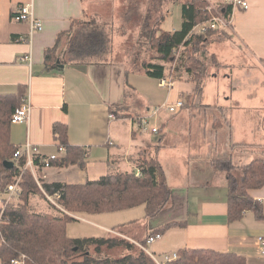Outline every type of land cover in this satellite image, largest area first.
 <instances>
[{"label": "crops", "instance_id": "crops-1", "mask_svg": "<svg viewBox=\"0 0 264 264\" xmlns=\"http://www.w3.org/2000/svg\"><path fill=\"white\" fill-rule=\"evenodd\" d=\"M235 1L208 0L213 5L225 6ZM241 1H246L249 9L233 8L228 42L236 43L254 62L262 65L264 0ZM140 2H131L128 9L144 15L128 19L123 16L121 20L125 24H142L150 0ZM27 4L34 5L37 18L45 25L43 32L34 34L31 43L23 41L29 36V25L13 20L17 8ZM112 4L116 9L124 7L122 0H113ZM89 6L84 0H0V95L15 94L20 87H27L26 96L31 104L29 122L12 126V144L22 147L29 142L37 147L41 157L60 155L54 124L68 125L70 144L89 151L87 166L84 170L75 166L45 169L42 172L45 183L85 184L111 173H129L130 170L139 175L138 162L143 152L148 151L162 164L172 198L162 213L151 220L146 219L145 206L110 214L76 215L77 223L68 225V236L109 239L115 235L130 238L140 247L154 230L179 222L185 226L168 230L151 246L146 242V253L157 257L159 263L164 262L166 256L189 248L233 253L246 258L248 264H264L258 243L259 236L264 235V188L249 191V196L262 204L263 219L246 212L241 220L230 223L227 176L223 171L215 172L212 166L215 160H230L241 170L254 160H264V138L259 142L256 137V132L262 131L264 126V86L261 95V91L256 93L262 83L260 77L252 76L255 79L247 86L243 82L235 84L236 78L222 79L217 74L206 78L200 86L181 77L168 90L160 87L157 80L154 84L150 82L158 93L156 96L141 71L131 73L129 67L119 61L96 65L58 63L55 70H46L45 51L56 44L58 35L69 31L73 21L84 22L96 17ZM167 9L165 4L166 12ZM166 14L165 20L170 15ZM109 21H113V17ZM175 26L169 31L181 28L182 14L180 28ZM124 39L119 37L118 43ZM30 53L31 65L22 61ZM241 70L252 73L251 69ZM227 79L231 80L227 82ZM250 88L255 93H250ZM162 89L168 92V97L160 95ZM259 95L262 100H252ZM179 100L184 103L181 109L176 107ZM152 106L164 112L157 123H153L159 128L157 135L141 131L137 121L148 115ZM174 118L176 122L181 120L175 134L183 139V147L151 142L150 137L164 134ZM166 151L168 153H164ZM36 198L53 206L38 196L31 202ZM5 200L0 193V224ZM36 204L40 208L35 209H46ZM54 208L49 210H56ZM81 222L85 227H79ZM136 225L143 229L142 234L131 235L134 238L127 236L125 230ZM116 227L120 228L115 230ZM2 244L0 234V248Z\"/></svg>", "mask_w": 264, "mask_h": 264}, {"label": "trees", "instance_id": "trees-1", "mask_svg": "<svg viewBox=\"0 0 264 264\" xmlns=\"http://www.w3.org/2000/svg\"><path fill=\"white\" fill-rule=\"evenodd\" d=\"M169 1L152 0L142 24L137 25L141 29L137 33L139 46L154 52L156 57L141 60V63L140 59H136L131 66L127 65L132 69L128 71L132 73L138 70L147 78L160 81L165 78L166 68L163 64L152 61L172 64L176 62L175 51L183 48L184 51L193 52V56L190 55L186 62H181L177 70H182V73H186L191 81L200 86L206 80L209 68L222 66L214 54L210 56L211 66L204 60V53L211 45L210 37L218 35L224 41H229L231 36L228 32L219 30L189 40L193 28L209 17L207 0H173L182 8V26L175 32L164 31L162 25L167 15L164 5ZM222 9L226 17L232 16V5H222ZM124 16L128 19L137 16L141 18L143 15L136 10H128ZM125 35L123 33L122 36ZM115 37L113 24L108 21L102 22L97 17H92L90 21H73L71 29L59 34L56 44L45 51L46 70H55L58 63L96 65L117 62L115 56L118 42ZM64 43L68 48L62 46ZM26 92L27 87H20L15 94L0 95V193L6 198V203L8 187L22 174L17 196L19 202L16 205L11 204L13 200L8 202L1 218L0 234L3 244L0 248V263L11 264L25 256L24 264H156L143 249L140 248L135 253V246L124 239H72L68 236L67 228L77 221L74 216L79 214H110L140 206H145L147 220L158 217L172 198V190L158 158L153 154L143 156L137 165L139 175L111 173L85 184H66L45 183L41 177L43 167L40 161L46 157L36 156L34 163L38 167L39 176L41 175L40 187L30 170L22 171L26 158L14 161V154L19 147L11 141L12 116L22 105ZM64 110L67 112V107ZM53 132L57 147L65 148V152L59 153L57 159L50 161V168L66 169L75 166L84 170L89 158L88 149L70 144L66 124L55 123ZM9 163H14V166H8ZM212 164L215 172L223 171L227 176L230 223L241 220L246 212H253L257 219H263V206L249 196V191L264 188V160H254L241 170L236 169L230 160H215ZM46 195H60L58 203L62 210L58 211V215L30 210L33 197L47 200ZM184 226V223L179 222L168 223L154 230L149 237ZM118 228L120 227L115 230ZM147 240L141 243L143 247ZM116 248H123L128 254L120 258L104 256L103 250ZM130 250L134 254L129 253ZM177 256L175 261L168 264H248L246 258L237 254L201 249L184 248L178 251Z\"/></svg>", "mask_w": 264, "mask_h": 264}, {"label": "rangeland", "instance_id": "rangeland-1", "mask_svg": "<svg viewBox=\"0 0 264 264\" xmlns=\"http://www.w3.org/2000/svg\"><path fill=\"white\" fill-rule=\"evenodd\" d=\"M87 4H89L91 11L96 15V17L102 21V22H110L114 27L115 30V41L118 42L119 37H125V39L122 41L120 40L118 43V48H117V56H115V60L122 62L126 65H132V63L136 60V59H140V63L141 60H150L152 57H156V54L152 51H148L147 48H143L142 46H139V33L141 31L140 28L137 27V25H127L124 23L123 20H121V18L123 19L124 14H126L128 12V4L132 3H138L140 4V0H134V1H127V0H122V3L124 4V7H121L119 9H116L114 7V4H112L113 0H84ZM170 0L167 4V13H169L170 15L167 17V19L165 20V22L162 25V29L166 32H168L169 30L172 29V25H176L175 28H180L181 26V14H182V8L179 4H176V1ZM152 0H150V2L148 3L149 6L151 4ZM217 7V9L221 10L222 9V5H215ZM221 7V8H220ZM142 8V7H141ZM208 8H211V5L208 3ZM219 10H214L212 12H209V17L207 18V20H209L210 18H212L213 16H219ZM141 15V14H140ZM144 15V14H142ZM113 17V21H109L110 18ZM92 19V18H91ZM90 19V20H91ZM89 20V21H90ZM135 20V18H133V21ZM132 21V22H133ZM206 21V20H205ZM204 21V22H205ZM80 30V29H78ZM123 33H126L125 36H122ZM138 33V34H137ZM217 34V33H216ZM210 41L211 44H213L212 46H209V52L208 50L204 53V60L208 63L209 66H211V59L210 56L212 54L216 55V57L218 59H220V64L222 66L218 67V68H214V66H212V68H209V70L206 73V78H210L213 75H219L222 79H225L226 76H229V78H236L235 79V84L237 82H243L245 84V86H247L248 83L253 82L255 78H253L252 76H256V77H260V83L261 85L259 86V90L256 91V93H259V91H261V88L264 86V64H260L259 62H254L253 59H251V57H249V55L244 52L241 48L236 46V43H231L227 41H224L222 38H220V36L215 35V36H211L210 37ZM63 42H66V40H63ZM62 46H67L66 48H68V45H62ZM190 55L193 56V52H189V51H184L182 49L178 50L175 52V56H176V62L174 63H163L159 60H154L152 61L153 63H161L165 66L166 68V72H167V78L172 79L173 81L182 79L181 77L184 78H189L190 77L186 74V73H182V70H177L178 67L180 66L181 62H186ZM141 56V57H140ZM232 65V66H230ZM231 69H235V71L231 70ZM241 69H251L252 73H246L243 72ZM132 70V69H129ZM173 73V75H172ZM219 77V78H220ZM144 80L147 81V85L155 92L156 96L158 95V93L155 91L153 84L157 81L155 79L152 78H147V77H143ZM207 80V79H206ZM231 79H227V82H229ZM144 82V81H143ZM152 82L153 84L151 85ZM158 82V81H157ZM157 84V83H156ZM146 87V85H145ZM146 90V88H145ZM168 90V89H167ZM246 90V89H244ZM250 93H255V90L250 88ZM262 94V91L260 93V95ZM161 96L163 97H168V92H166L165 90H161ZM256 99L252 98L253 101L255 100H262V96H260ZM162 105V104H160ZM159 106V105H158ZM156 107L152 106L151 111L148 112V115L144 116V117H150L152 115V112L154 111ZM264 109V107H263ZM164 112H159L158 116L156 117L155 121L152 119V123L155 122V124L157 123V121L161 118L162 114ZM184 113V112H183ZM185 114V113H184ZM183 114V115H184ZM219 118H222L221 116H219ZM175 118L173 119V121L168 125V127L166 128L164 134L155 137V138H151V142H157V144L162 143L163 145L166 146H172V145H177L179 148L183 147L182 145V141L183 139H180V137L178 135L175 134V131L177 130L178 127L177 124L181 121L179 120L178 122L174 121ZM221 120V119H220ZM139 121V120H137ZM137 125V124H136ZM156 126V125H153ZM150 132V130H147V133ZM151 133V132H150ZM157 135V134H156ZM208 136L210 137V132L208 133ZM256 137H257V141L262 142L263 138H264V126L262 127V131L260 132H256ZM141 150V149H140ZM138 150V152L140 151ZM152 151V150H150ZM144 153V152H143ZM164 153H168V151L164 152ZM148 154V151H145L144 156ZM153 154V153H152ZM156 154V152L154 153ZM264 155V154H263ZM139 160V159H138ZM140 161V160H139ZM49 169V168H48ZM45 171V169L42 170V172ZM110 172V171H108ZM132 172V170L129 171V173ZM239 173V172H238ZM241 173H239L240 175ZM42 176H44V174H41ZM40 175V176H41ZM238 175V176H239ZM41 176V177H42ZM45 182V180H44ZM15 200L11 202V204H18L19 199H17V196L14 198ZM42 199V198H40ZM43 200V199H42ZM36 203H39L43 208L46 209H35V207L40 208ZM49 204L45 203L44 201H40L38 198H36V200L32 201L30 203V210L32 212H36V213H45V212H49L52 215H57L59 211L58 209L56 210H49L50 209ZM54 208V207H53ZM55 209V208H54ZM83 215H88V214H83ZM100 217V216H98ZM77 223V222H75ZM79 227H85L83 225V222H81L80 224H78ZM122 232V231H121ZM143 229L136 225L133 226L127 230H125V234L131 238V235L133 234H138L141 233L142 234ZM124 236V235H123ZM73 238V237H72ZM114 238L117 239H124L127 242L133 244L132 240H129L130 238H122L120 236H115ZM76 239H80V238H76ZM138 239V238H135ZM138 242V241H135ZM134 245V244H133ZM135 246V251L136 249H140V247ZM104 251V256H108L111 258H120L123 257L125 255H127V251L124 250L123 248H116V249H105ZM129 253H132V251L130 250ZM134 254V253H132ZM80 256V255H79ZM26 257L22 256L21 259H17L15 261H23L25 262Z\"/></svg>", "mask_w": 264, "mask_h": 264}, {"label": "built area", "instance_id": "built-area-1", "mask_svg": "<svg viewBox=\"0 0 264 264\" xmlns=\"http://www.w3.org/2000/svg\"><path fill=\"white\" fill-rule=\"evenodd\" d=\"M208 1V0H207ZM211 5V8H208L209 12H212L214 10H219L215 5L209 2ZM233 8L235 7H241L244 10L249 9V4L246 1H241L237 0L234 2L232 5ZM221 8V7H220ZM224 9V8H223ZM223 9L219 10V16H213L209 20H206L202 24L197 25L196 27L193 28L191 33L189 34V40H192L193 38L199 36V35H205L209 32H215V31H226L231 30V21H232V16L230 18L226 17L223 13ZM13 20L16 22H21V23H26L30 27L29 31V36L23 39V41H29L31 43L32 38L35 33H40L43 32L45 29V25L43 21L37 18L34 10V5L33 4H27V5H22L13 14ZM183 50V48H181ZM176 52V51H175ZM22 61L31 65L33 58H32V53L29 55H26L25 57L22 58ZM174 85V81L172 79L164 78L159 81V86L164 88V89H170ZM184 106L183 101H178L176 103L177 109H181ZM160 112V108H155L154 111L152 112V115L150 117H140L139 119V126L141 131L147 132V130H150L151 134L156 135L159 133V128L154 127L152 123V119L155 121L156 117L158 116ZM30 114H31V104L29 102V96H26L23 100L22 105L15 111V113L12 116V125L16 124H25L28 123L30 120ZM37 147L32 146L29 142H27L24 146L19 147L14 154V161L18 162L22 158H26V163L24 167L22 168V171L30 170L34 176V179L36 180L37 184L41 187V177L39 176L38 173V167L34 163V157L39 156L37 154ZM65 152V148H60L59 153ZM58 158V155H54L51 157H46V158H41L40 164L42 165L43 169H48L50 168V161H53ZM13 161V162H14ZM21 177L22 174L19 175L16 179V182L12 185H10L7 189L6 194L8 195V202H11L14 200L16 196H19V184L21 182ZM45 176H42V179L45 180ZM46 198L48 201H50L53 206L58 209L62 210L61 206L58 203V200L60 199V195H55L54 197L46 195ZM4 207H6V204ZM5 208L3 209L1 213V218L4 213ZM162 238V235H156L154 237H149L147 244L148 246L153 245L157 241H159ZM258 243H259V249L261 255L264 257V235L259 236L258 238ZM141 249H143L145 252L147 250L146 246L143 247L141 246ZM178 258V256L175 255H168L164 258V262L159 263L157 261V257H153L152 259L157 263V264H168L170 262L175 261ZM11 264H24L23 261H12Z\"/></svg>", "mask_w": 264, "mask_h": 264}, {"label": "water", "instance_id": "water-1", "mask_svg": "<svg viewBox=\"0 0 264 264\" xmlns=\"http://www.w3.org/2000/svg\"><path fill=\"white\" fill-rule=\"evenodd\" d=\"M8 166H14V163H9V164H7Z\"/></svg>", "mask_w": 264, "mask_h": 264}]
</instances>
